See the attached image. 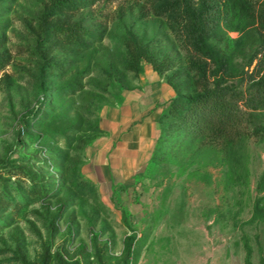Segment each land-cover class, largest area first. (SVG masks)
<instances>
[{
  "label": "rangeland",
  "instance_id": "374dc122",
  "mask_svg": "<svg viewBox=\"0 0 264 264\" xmlns=\"http://www.w3.org/2000/svg\"><path fill=\"white\" fill-rule=\"evenodd\" d=\"M220 1L197 58L163 2L0 0V264H264V0ZM169 87L239 136L159 130Z\"/></svg>",
  "mask_w": 264,
  "mask_h": 264
},
{
  "label": "trees",
  "instance_id": "16d2710c",
  "mask_svg": "<svg viewBox=\"0 0 264 264\" xmlns=\"http://www.w3.org/2000/svg\"><path fill=\"white\" fill-rule=\"evenodd\" d=\"M147 3L163 2L161 10L169 11L182 24L185 43L193 57L203 58L209 54L206 39L224 18L220 0H145ZM264 19L262 15L261 20ZM254 75L264 69V39L256 55ZM175 96L171 98L168 111L162 116L159 130H172V123L164 126V120H175L187 134L203 136L209 133L235 139L239 136V125L244 122L240 107L226 96L224 89L215 88L194 96H183L171 87ZM264 102V87L257 93L256 105ZM163 125V130H162ZM21 152L22 142H19ZM6 166L0 161V168Z\"/></svg>",
  "mask_w": 264,
  "mask_h": 264
},
{
  "label": "crops",
  "instance_id": "0c3cea01",
  "mask_svg": "<svg viewBox=\"0 0 264 264\" xmlns=\"http://www.w3.org/2000/svg\"><path fill=\"white\" fill-rule=\"evenodd\" d=\"M169 88L168 89H169L170 97L173 98L174 97V90L171 87H169Z\"/></svg>",
  "mask_w": 264,
  "mask_h": 264
}]
</instances>
